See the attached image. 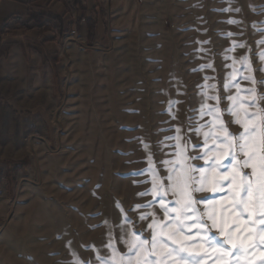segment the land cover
Returning a JSON list of instances; mask_svg holds the SVG:
<instances>
[{"label":"rangeland","instance_id":"obj_1","mask_svg":"<svg viewBox=\"0 0 264 264\" xmlns=\"http://www.w3.org/2000/svg\"><path fill=\"white\" fill-rule=\"evenodd\" d=\"M112 4L106 41L80 39L71 13L72 29L56 52L63 81L58 105L52 91L35 96V103L47 109L50 128L37 118L32 125L18 118L10 129L0 110V264H74L77 259L98 264V255L111 252L110 242L126 251L116 239L118 232L123 239L117 227L123 217H130L129 228L146 231L150 221L139 216L161 214L157 201L155 209H136L153 201L151 195H139L152 187L144 144L164 177L161 162L175 159L178 151L169 139L177 128L188 155L197 154L191 145L203 147L193 124L214 119L199 115L203 85H216L208 95L220 97L221 110L231 105L226 97L237 92L224 87L233 73L242 97L251 98V89L257 98L264 96V0ZM208 63L213 67L201 71ZM223 119L234 118L224 112ZM229 130L239 128L231 124ZM193 163L204 166L201 160ZM168 199L174 206L175 198ZM256 259L258 264L259 255Z\"/></svg>","mask_w":264,"mask_h":264},{"label":"snow or ice","instance_id":"obj_2","mask_svg":"<svg viewBox=\"0 0 264 264\" xmlns=\"http://www.w3.org/2000/svg\"><path fill=\"white\" fill-rule=\"evenodd\" d=\"M212 67L211 63L202 64L200 70ZM233 86L237 92L226 97L231 105L223 110L219 107L220 97L208 95L216 85L202 86L205 91L199 115L214 117L208 124H193L194 132L203 137V147L191 145L197 154L188 155L189 145L181 144V129L177 128V135L169 138L177 142L175 159L161 162L166 166V176L159 175L150 147L144 144L149 150L147 171L152 176V187L139 195H151L153 201L138 204L136 209H155L157 201L161 214L145 211L139 216L140 220L150 221L146 231L129 228L130 217L125 215L124 223L117 225L123 239L119 232L116 239L126 251L121 252L110 242L107 247L111 252L98 255V264H257V255L258 264H264V108L259 107L264 96L257 98L255 89H251V98L242 97L234 73L224 87ZM208 100L217 103L211 106ZM224 112L234 119L226 123ZM231 124L239 131H230ZM197 160L204 166L193 163ZM226 160L231 162L225 164ZM215 193L224 195L210 199ZM169 195L175 198L174 206H170ZM74 264L92 261L77 259Z\"/></svg>","mask_w":264,"mask_h":264},{"label":"crops","instance_id":"obj_3","mask_svg":"<svg viewBox=\"0 0 264 264\" xmlns=\"http://www.w3.org/2000/svg\"><path fill=\"white\" fill-rule=\"evenodd\" d=\"M80 3L82 9L78 12L83 16L76 20L77 36L89 41L90 19L95 31L92 42L106 41L110 36V15L114 11L112 0H80ZM47 4L48 0H0V110L9 117L5 119V125L10 129L12 124L16 126L18 118L30 125L37 118L50 128L47 109L44 103H35V96L52 91L57 95L58 105V93L63 90L60 52H56L64 44L68 33L65 32L62 37L57 35L55 42L47 41V37L55 32H43L32 16L41 13L45 25L59 24V18L50 16L49 12H52L65 20V29H72L73 25L68 21L74 9L68 13L70 6L61 0H54L48 7ZM7 48L8 51H4ZM54 79L56 83H53ZM9 133L12 131L9 130ZM11 151L10 145L9 154ZM3 163L11 166L10 161ZM1 170L0 164V173Z\"/></svg>","mask_w":264,"mask_h":264},{"label":"trees","instance_id":"obj_4","mask_svg":"<svg viewBox=\"0 0 264 264\" xmlns=\"http://www.w3.org/2000/svg\"><path fill=\"white\" fill-rule=\"evenodd\" d=\"M54 0H48V4H47V7L53 2ZM80 0H74V5L78 8L79 12H80V8L82 9V7H80ZM79 6V7H78ZM45 7V8H47ZM44 10V9H43ZM49 12V11H48ZM50 16H53L55 19H58L59 20V24H49V25H45L44 23H42V14H38V15H33L32 16V19L36 22V25H38V27L41 28V30H43V32H55L53 34H50L48 37H47V41H53L55 42L57 39V35H60V36H63L64 33L67 31V30H70L71 28L68 27V29H65L64 25H65V20L63 19H60V16L59 15H55L53 14L52 12H49ZM48 14V15H49ZM44 15H46L44 13ZM83 15H79V17L81 18ZM89 22V40L92 41L93 40V37H94V26L93 24L91 23V20L89 19L88 20ZM68 24L72 25V21H68ZM4 51H8V48L5 49ZM1 54H4L1 52ZM56 62H58V58H56L55 60ZM18 168L16 167L15 170H17Z\"/></svg>","mask_w":264,"mask_h":264},{"label":"built area","instance_id":"obj_5","mask_svg":"<svg viewBox=\"0 0 264 264\" xmlns=\"http://www.w3.org/2000/svg\"><path fill=\"white\" fill-rule=\"evenodd\" d=\"M61 1H63V0H61ZM64 1H66V2L69 3V6H70L71 10L74 9V8H73V1H72V0H64ZM73 13H74V19L76 20V19H77L76 11L74 10ZM72 33H75V31H73Z\"/></svg>","mask_w":264,"mask_h":264}]
</instances>
